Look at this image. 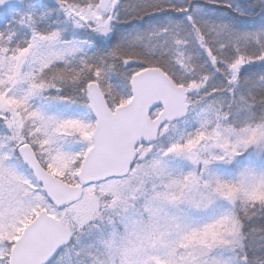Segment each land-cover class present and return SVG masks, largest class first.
<instances>
[{
  "label": "snow or ice",
  "instance_id": "6c2138e0",
  "mask_svg": "<svg viewBox=\"0 0 264 264\" xmlns=\"http://www.w3.org/2000/svg\"><path fill=\"white\" fill-rule=\"evenodd\" d=\"M0 264H264V0H0Z\"/></svg>",
  "mask_w": 264,
  "mask_h": 264
}]
</instances>
